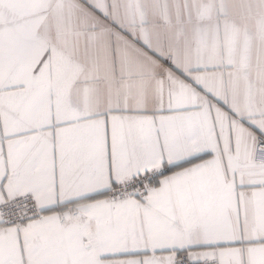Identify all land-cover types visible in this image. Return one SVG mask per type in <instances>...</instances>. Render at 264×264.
<instances>
[{"label":"snow or ice","instance_id":"snow-or-ice-1","mask_svg":"<svg viewBox=\"0 0 264 264\" xmlns=\"http://www.w3.org/2000/svg\"><path fill=\"white\" fill-rule=\"evenodd\" d=\"M0 264H264V0H0Z\"/></svg>","mask_w":264,"mask_h":264}]
</instances>
